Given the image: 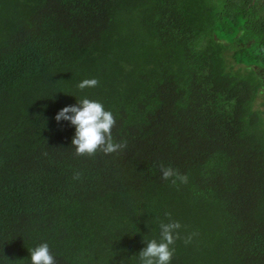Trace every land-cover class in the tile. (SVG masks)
I'll use <instances>...</instances> for the list:
<instances>
[{
  "label": "trees",
  "instance_id": "obj_1",
  "mask_svg": "<svg viewBox=\"0 0 264 264\" xmlns=\"http://www.w3.org/2000/svg\"><path fill=\"white\" fill-rule=\"evenodd\" d=\"M263 76L264 0H0V264H139L170 221V264H264ZM84 97L122 148L76 153Z\"/></svg>",
  "mask_w": 264,
  "mask_h": 264
},
{
  "label": "clouds",
  "instance_id": "obj_2",
  "mask_svg": "<svg viewBox=\"0 0 264 264\" xmlns=\"http://www.w3.org/2000/svg\"><path fill=\"white\" fill-rule=\"evenodd\" d=\"M97 81L93 79L81 80L77 87L95 86ZM55 121L59 124L67 122L73 128L71 144L78 154L91 155L97 150L104 153H111L123 147V144L113 143L111 129L115 119L111 111L104 108L103 104L96 100H89L84 97L76 103L65 105L54 115ZM161 178L173 182L179 180L186 182L187 177L176 172L171 167L161 168ZM180 227L179 222L170 221L160 225L161 239H152L144 243L138 251L139 264H170L173 254L174 239L176 230ZM29 264H56L55 258L49 250V245L40 243L29 250Z\"/></svg>",
  "mask_w": 264,
  "mask_h": 264
},
{
  "label": "rangeland",
  "instance_id": "obj_3",
  "mask_svg": "<svg viewBox=\"0 0 264 264\" xmlns=\"http://www.w3.org/2000/svg\"><path fill=\"white\" fill-rule=\"evenodd\" d=\"M262 82H263V87L259 93V97L257 99V104L261 105V103L264 101V76H263V79H262Z\"/></svg>",
  "mask_w": 264,
  "mask_h": 264
}]
</instances>
